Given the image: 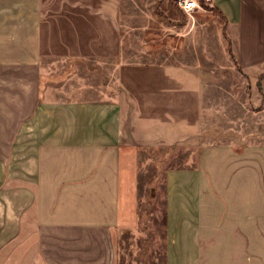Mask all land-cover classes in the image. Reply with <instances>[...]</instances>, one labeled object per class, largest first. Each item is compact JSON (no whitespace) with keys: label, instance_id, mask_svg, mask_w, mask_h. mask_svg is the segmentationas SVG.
Here are the masks:
<instances>
[{"label":"crops","instance_id":"1","mask_svg":"<svg viewBox=\"0 0 264 264\" xmlns=\"http://www.w3.org/2000/svg\"><path fill=\"white\" fill-rule=\"evenodd\" d=\"M209 1L264 75V0ZM120 3L0 0V264H118L158 146L188 149L166 170L163 264H264V106L218 137L196 63L115 62L100 97L50 96L52 59L121 57Z\"/></svg>","mask_w":264,"mask_h":264},{"label":"rangeland","instance_id":"2","mask_svg":"<svg viewBox=\"0 0 264 264\" xmlns=\"http://www.w3.org/2000/svg\"><path fill=\"white\" fill-rule=\"evenodd\" d=\"M120 2L124 41L121 57L102 62L52 59L46 63L53 74L47 78V84L53 87L49 89L50 96L100 97L102 91L107 92L115 62L196 63L204 69V99L216 109L210 126L217 128L218 137L228 126L239 128V117L247 118L248 110L240 108V103L264 106V75L246 74L238 68L231 32L210 1L202 0L206 9L192 15L184 13L177 4L166 8L160 0ZM139 163L138 227L125 230L120 236L118 264H163L166 170L187 164L188 149L143 148Z\"/></svg>","mask_w":264,"mask_h":264},{"label":"built area","instance_id":"3","mask_svg":"<svg viewBox=\"0 0 264 264\" xmlns=\"http://www.w3.org/2000/svg\"><path fill=\"white\" fill-rule=\"evenodd\" d=\"M209 1V0H208ZM176 4L184 13L192 15L196 11L205 10L200 0H176Z\"/></svg>","mask_w":264,"mask_h":264}]
</instances>
